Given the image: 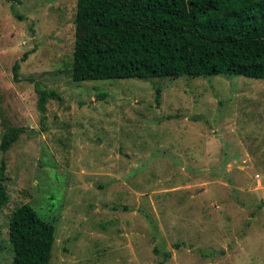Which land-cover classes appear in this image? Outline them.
Here are the masks:
<instances>
[{
    "label": "rangeland",
    "instance_id": "1",
    "mask_svg": "<svg viewBox=\"0 0 264 264\" xmlns=\"http://www.w3.org/2000/svg\"><path fill=\"white\" fill-rule=\"evenodd\" d=\"M76 5L0 0V144L23 129L0 264L25 203L55 225L50 264H264V79L75 81ZM38 85L60 94L44 119Z\"/></svg>",
    "mask_w": 264,
    "mask_h": 264
},
{
    "label": "trees",
    "instance_id": "2",
    "mask_svg": "<svg viewBox=\"0 0 264 264\" xmlns=\"http://www.w3.org/2000/svg\"><path fill=\"white\" fill-rule=\"evenodd\" d=\"M71 74L78 82L218 74L264 79V0H77ZM37 92L44 119L48 101L60 94L41 85ZM159 95L160 89L158 102ZM22 131L8 129L0 150ZM5 179L0 176V213L10 201ZM9 239V264H50L55 225L25 203L11 214Z\"/></svg>",
    "mask_w": 264,
    "mask_h": 264
}]
</instances>
